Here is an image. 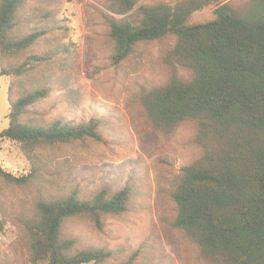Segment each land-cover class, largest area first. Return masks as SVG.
<instances>
[{"label": "trees", "instance_id": "trees-1", "mask_svg": "<svg viewBox=\"0 0 264 264\" xmlns=\"http://www.w3.org/2000/svg\"><path fill=\"white\" fill-rule=\"evenodd\" d=\"M138 1L112 0L107 6L114 63L124 62L138 43L174 33L177 42L167 62L194 73L185 82L174 70L167 85L142 97L154 126L165 133L186 120L198 122L197 141L204 155L182 168L172 195L177 207L175 225L197 243L204 256L221 258V264H264V0L225 4L182 0L135 9ZM26 2L0 0V77L14 78L8 91L10 125L0 133V143H19L32 168L23 177L0 168V176L17 185L40 178L43 154L50 148L102 140L97 118L80 123L60 118L48 124L28 120V109L45 99L49 90L19 92L17 84L31 65L45 58L36 55L20 65L5 64L47 35L45 29L16 34ZM215 4L213 20L186 24L193 13ZM135 194L128 184L115 193L103 189L89 199L74 192L41 200L36 217L26 224L32 264H105L114 257L113 251L76 250L74 240L62 237L63 227L69 220H87L102 230L108 217L132 209ZM120 264H133V258Z\"/></svg>", "mask_w": 264, "mask_h": 264}, {"label": "rangeland", "instance_id": "rangeland-1", "mask_svg": "<svg viewBox=\"0 0 264 264\" xmlns=\"http://www.w3.org/2000/svg\"><path fill=\"white\" fill-rule=\"evenodd\" d=\"M112 0H27L20 11L16 34L45 29L47 35L5 64L36 61L17 82L20 91L46 88L48 96L28 109L34 124L63 118L75 123L101 120V141L79 140L59 144L44 154L40 178L17 185L0 176V264H32L26 224L36 217L41 200L77 192L89 199L101 190L118 192L128 184L136 194L132 209L108 217L102 230L87 220H69L64 239L76 250L108 249L114 257L105 264H221L206 257L195 241L176 225L173 192L182 168L199 162L204 149L197 141L198 122L186 120L172 133L157 129L145 109L143 95L167 85L174 73L185 82L194 73L166 60L177 36L142 41L121 64L113 60L114 48L106 20ZM182 0H139L140 6L176 4ZM237 0H220L222 4ZM215 5L193 13L187 25L215 18ZM115 16L118 14L111 13ZM2 63L0 60V71ZM14 78L0 77V133L10 125L9 87ZM0 168L16 177L31 173V163L21 145L0 143Z\"/></svg>", "mask_w": 264, "mask_h": 264}]
</instances>
